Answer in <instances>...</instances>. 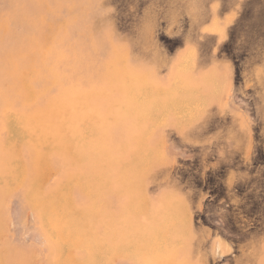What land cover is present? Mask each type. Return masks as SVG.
I'll use <instances>...</instances> for the list:
<instances>
[{
	"label": "rangeland",
	"instance_id": "rangeland-1",
	"mask_svg": "<svg viewBox=\"0 0 264 264\" xmlns=\"http://www.w3.org/2000/svg\"><path fill=\"white\" fill-rule=\"evenodd\" d=\"M25 2L0 0L22 71L0 82L20 90L0 104V257L264 264V0ZM57 50L86 71L54 73ZM116 66L128 83L98 84Z\"/></svg>",
	"mask_w": 264,
	"mask_h": 264
},
{
	"label": "bare ground",
	"instance_id": "bare-ground-1",
	"mask_svg": "<svg viewBox=\"0 0 264 264\" xmlns=\"http://www.w3.org/2000/svg\"><path fill=\"white\" fill-rule=\"evenodd\" d=\"M11 1H12V5H13V11H12L13 14L20 13L26 7V4H27L25 2L26 0H11ZM47 43H48V41H47ZM29 58L31 60V57H29ZM8 59H9L8 56H5V55H1L0 56V78H1L0 82H1V80H3V78H8L7 76H9V75H13L14 78H18V79H20L21 76H22V75H20V72H22V71L21 70L18 71V69H17L19 62L16 63V65H11V64H8V62H7ZM54 59H60L61 61L60 62H55V66H54V71L53 72L54 73H63L62 75L65 78H67V75H69V76L72 75L71 70L73 71V73H74V71H76L78 73L80 71H83V69H84L85 62L81 58H78L80 62L79 61L76 62L73 65V67H72V63L69 64V61L71 60V53L68 52L67 50H57V53H54ZM3 60H5V61H3ZM69 65L72 67V69L70 68ZM113 68L114 69H111V74H104L105 76H109L111 78L109 80H105L104 79L102 81V77L103 76H101L100 77V82H98V84H102V82H106L107 86L110 87L111 89H113V88L114 89L115 88H121L124 84H126L127 81L125 80V77H123L122 74H120L117 71L118 67L116 66V67H113ZM16 69H17V71H16ZM84 71H86V70L84 69ZM64 74H67V75H64ZM98 74H100L99 70L94 68L90 75L95 76V75H98ZM186 75L187 74H185L183 76H186ZM3 76H5V77H3ZM183 76H182V78H184ZM16 82H18V81L15 79L14 80V84L11 83L10 85H7V86L5 84H1L0 83V104L4 105L5 110H7L15 102L19 101L20 90H19V87H18ZM196 84L198 85V83H196ZM192 86H194V85H192ZM54 98L55 97H50V98H48V100L42 101V103H40L38 105L39 106L38 109L50 106L51 104H49V103L51 101H52V103H55ZM139 99H140V103H145V102L148 101V99L145 96H143L142 92L139 93ZM15 115L20 120V123H18V125L14 126L15 127L14 130H15L16 133H17L18 129L20 127H22V126H20V125H22V123L25 124L24 127H29L30 124H33V123L36 124V122H38V119H33V118L30 117L31 114L28 115L27 113H25V114L22 113L21 115H18V114H15ZM21 132L24 133L25 130H21ZM23 136H24V138H26L30 142L32 141V142H36L37 144H39V143L41 144L42 139L45 136V134H43V133L40 134L38 131H35L34 133L26 132V133L23 134ZM133 158L136 159V160L140 159V157H138V156L133 157ZM108 160H111V159H108ZM137 164L138 163H136V164L133 163L132 164L131 162H129V165L126 166V169H128L131 172L132 170L135 169V166ZM138 168H139V166H138ZM0 180L2 182L3 178L0 177ZM51 215L53 217V214H51ZM1 263L9 264L10 261L5 259V258H3V257H0V264ZM17 264H22V263H17Z\"/></svg>",
	"mask_w": 264,
	"mask_h": 264
}]
</instances>
